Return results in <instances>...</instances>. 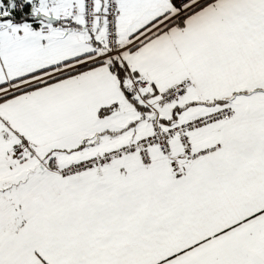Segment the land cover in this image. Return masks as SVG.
Instances as JSON below:
<instances>
[{"label": "snow or ice", "instance_id": "snow-or-ice-1", "mask_svg": "<svg viewBox=\"0 0 264 264\" xmlns=\"http://www.w3.org/2000/svg\"><path fill=\"white\" fill-rule=\"evenodd\" d=\"M0 264H264V0H0Z\"/></svg>", "mask_w": 264, "mask_h": 264}]
</instances>
